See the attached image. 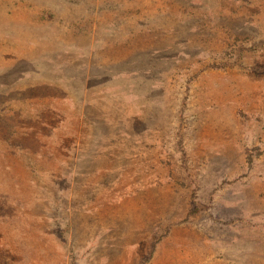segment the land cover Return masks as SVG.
Returning <instances> with one entry per match:
<instances>
[{"label": "rangeland", "instance_id": "1", "mask_svg": "<svg viewBox=\"0 0 264 264\" xmlns=\"http://www.w3.org/2000/svg\"><path fill=\"white\" fill-rule=\"evenodd\" d=\"M0 264H264V0H0Z\"/></svg>", "mask_w": 264, "mask_h": 264}]
</instances>
